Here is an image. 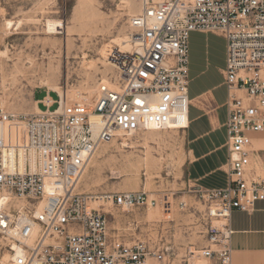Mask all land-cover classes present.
Returning <instances> with one entry per match:
<instances>
[{
  "label": "built area",
  "instance_id": "2783aa9c",
  "mask_svg": "<svg viewBox=\"0 0 264 264\" xmlns=\"http://www.w3.org/2000/svg\"><path fill=\"white\" fill-rule=\"evenodd\" d=\"M129 26L137 48L108 55L115 74L97 87L95 125L86 112L53 109L49 96L40 113L29 115L0 103V124L20 129L17 137L0 138V235L8 251L0 264H173L164 241L127 239L111 226L109 207L155 205L147 192L92 194L80 184L90 158L116 131L187 127L192 32L225 41L228 156L224 188H189L203 207L204 242L188 254L231 264V213H252L264 201V150L254 146V137L264 135V0H138ZM18 144L36 154L35 171L5 165V149Z\"/></svg>",
  "mask_w": 264,
  "mask_h": 264
},
{
  "label": "rangeland",
  "instance_id": "374dc122",
  "mask_svg": "<svg viewBox=\"0 0 264 264\" xmlns=\"http://www.w3.org/2000/svg\"><path fill=\"white\" fill-rule=\"evenodd\" d=\"M137 10L138 0H0V103L11 113L29 115L40 113L42 99L49 96L53 109L91 113L99 83L115 74L101 50L110 51L131 36L129 19ZM47 19L61 22L53 35L45 30ZM191 38L197 43L204 35L193 33ZM207 43L216 73L225 42L211 34ZM13 124H0V138L19 135ZM258 136L264 142V135ZM258 147L264 150V144ZM10 156L6 148L7 162ZM185 159L180 130L116 132L90 158L80 186L92 194L147 192L155 205L131 211L109 207L111 226L127 239L164 241L173 264H209L188 254L204 237L199 226L203 207L190 193L192 186L184 184ZM180 201L187 207L180 209ZM7 257L0 235V261Z\"/></svg>",
  "mask_w": 264,
  "mask_h": 264
},
{
  "label": "crops",
  "instance_id": "0c3cea01",
  "mask_svg": "<svg viewBox=\"0 0 264 264\" xmlns=\"http://www.w3.org/2000/svg\"><path fill=\"white\" fill-rule=\"evenodd\" d=\"M193 33L204 35V40L192 42ZM191 34L188 42V125L180 130L186 147L184 184L219 189L227 185L223 168L228 156L227 91L222 76L225 45L221 63L214 73L207 43L208 36L214 33ZM254 141L256 147L264 144L259 136H255ZM229 224L231 264H264V201L257 202L252 213L233 211Z\"/></svg>",
  "mask_w": 264,
  "mask_h": 264
},
{
  "label": "bare ground",
  "instance_id": "6f19581e",
  "mask_svg": "<svg viewBox=\"0 0 264 264\" xmlns=\"http://www.w3.org/2000/svg\"><path fill=\"white\" fill-rule=\"evenodd\" d=\"M12 22L8 21L7 22V26H10ZM45 23V22H44ZM19 24V23H17ZM16 24V25H17ZM61 26V22L60 21H53L50 19L46 20V32L47 34H55L58 30L57 28H59ZM137 42L138 40L134 37H127L125 39H120L118 41V44L120 45H115L116 48H119L120 50L123 51H129L131 49H136L137 48ZM113 47L110 49V51L105 50L102 51L101 50V56L107 58L108 55H110V52L112 51ZM59 96H61V94H59ZM50 100V99H49ZM62 103V102H60ZM61 109V107L59 108V110ZM89 114V119L90 122L92 124H96L98 123V117L96 115H94L92 112L88 113ZM149 129H155L154 127H150ZM157 130V129H156ZM118 134H120L119 131H116ZM123 133V132H122ZM115 135V134H114ZM117 135V134H116ZM123 147H127L128 144L126 142L122 143ZM7 148L10 149L11 151V156L9 157V163L12 165H9L6 157H5V151H4V162L5 165L8 167V169L12 172H25V171H35V169L37 168V159H36V154L33 151H30L29 149H27L25 146L21 145H16V146H8ZM13 167V168H12Z\"/></svg>",
  "mask_w": 264,
  "mask_h": 264
}]
</instances>
